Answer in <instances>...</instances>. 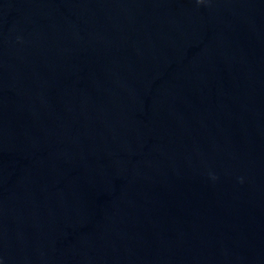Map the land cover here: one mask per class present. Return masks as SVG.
Masks as SVG:
<instances>
[{
  "label": "water",
  "instance_id": "1",
  "mask_svg": "<svg viewBox=\"0 0 264 264\" xmlns=\"http://www.w3.org/2000/svg\"><path fill=\"white\" fill-rule=\"evenodd\" d=\"M0 264H264V0H0Z\"/></svg>",
  "mask_w": 264,
  "mask_h": 264
}]
</instances>
